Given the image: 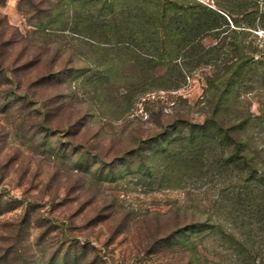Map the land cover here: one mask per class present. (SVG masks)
Returning <instances> with one entry per match:
<instances>
[{
	"label": "rangeland",
	"instance_id": "rangeland-1",
	"mask_svg": "<svg viewBox=\"0 0 264 264\" xmlns=\"http://www.w3.org/2000/svg\"><path fill=\"white\" fill-rule=\"evenodd\" d=\"M19 1L0 0V14L31 34ZM197 1L219 12L222 26L199 31L196 53L178 56L187 76L179 88L154 84L134 92L118 79L107 100L82 74H70L59 90L49 91L34 84L35 73L22 70V91L38 96L3 104L0 74V264H264V217L245 207L237 169L211 165L207 152L210 165L203 171L162 180L139 173V163L127 173L115 158L138 137L171 130L182 116L202 121L224 93L226 120L247 119L245 136L264 161V0ZM94 4L85 0L83 6ZM139 7L135 0H116L120 10ZM22 8L32 12L24 3ZM54 40L74 45L81 58L91 51L76 38ZM236 61L245 65L240 84L225 91L221 83L232 79L233 70L226 69ZM53 106L46 136L39 121ZM153 163L158 169L165 162ZM208 219L216 228L161 246L175 228Z\"/></svg>",
	"mask_w": 264,
	"mask_h": 264
},
{
	"label": "trees",
	"instance_id": "trees-1",
	"mask_svg": "<svg viewBox=\"0 0 264 264\" xmlns=\"http://www.w3.org/2000/svg\"><path fill=\"white\" fill-rule=\"evenodd\" d=\"M92 1H95L94 7L85 9V0H20L19 10L24 12L28 25L34 27L31 34L25 35L0 14L3 104L12 99L29 102L37 95L22 91L21 78L17 77L22 70L27 74L35 73L34 84L46 86L49 91L59 90L57 85L64 83L70 74H82L92 90L107 100L114 95L112 92L118 79L126 80L129 84L123 88H133L134 92L146 91L154 84L163 89L179 88L187 76L176 61L178 56L184 53L186 59L196 53L201 45L196 37L199 31L222 26L217 18L221 17L219 12L197 0L187 4L178 0H135L136 6L140 7L134 11L116 8V0ZM22 3L32 12L24 11ZM232 22L237 26L236 21ZM60 36L76 38L91 51L81 58L74 45L54 40ZM244 67L236 61L226 69L227 72L233 70L232 79L221 83L225 91L230 88L234 92L233 88L239 86ZM163 68L166 71L158 73ZM223 94L218 93L217 103L211 106L202 121L192 122L182 116L171 125V130L161 132L154 139L138 137L122 157L115 158L119 166L127 167V173L133 172L139 163L136 168L139 173L150 177L157 174L162 180H168L174 173L181 179L191 171H203L210 165L206 163V153H212L211 165L219 163V166L232 167L242 173L241 189L247 201L244 205L264 217V161L252 151L245 136L247 119L240 122L226 120L230 109L223 107ZM51 96L46 102L53 101L55 95ZM36 100L40 101V98ZM55 110L57 107L53 106L52 111L47 109L43 115L40 113V130L46 136L49 133L46 128L51 130ZM158 159L165 163L156 169L153 162ZM211 219L194 220L175 228L159 242L161 246L175 245L193 232L216 228Z\"/></svg>",
	"mask_w": 264,
	"mask_h": 264
}]
</instances>
